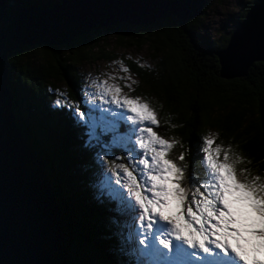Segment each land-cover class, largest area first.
<instances>
[{"label": "snow or ice", "instance_id": "snow-or-ice-1", "mask_svg": "<svg viewBox=\"0 0 264 264\" xmlns=\"http://www.w3.org/2000/svg\"><path fill=\"white\" fill-rule=\"evenodd\" d=\"M25 6L50 10L41 13L40 22L47 23L52 18L70 20L68 10L88 5L83 0H25ZM246 27L252 29L248 42L223 52L226 67L233 58L264 59V14L258 22L249 19ZM8 40L3 10V264H264V176L245 166L251 160L231 143H217L214 133L201 136L191 168L186 159L191 146L172 158L170 153L180 141L158 133L157 111L145 97L130 94L138 82L120 60L113 63L124 75L83 76L79 100L48 89L55 98L41 115L34 99L13 91L11 77L17 63L14 58L7 62ZM58 117L67 118L74 138L65 142L53 126L37 142L36 125L40 121L54 125ZM76 158L92 201L107 215L100 234L86 244H73L81 251L70 259L60 251L72 242L59 233L55 209L73 198Z\"/></svg>", "mask_w": 264, "mask_h": 264}, {"label": "trees", "instance_id": "trees-1", "mask_svg": "<svg viewBox=\"0 0 264 264\" xmlns=\"http://www.w3.org/2000/svg\"><path fill=\"white\" fill-rule=\"evenodd\" d=\"M9 1L25 5V0ZM217 1L221 3L227 0ZM255 1L247 2L240 19L237 22L231 19L234 27L222 33L219 39L204 30L202 17L181 26L174 19H166L152 27H131L126 24L103 30L96 27L89 35L77 38L65 47L69 51L66 62L78 63L84 58L89 59L92 51L108 36H116L121 44L147 45L153 52L151 59L155 61L159 57L157 65L148 68L128 62V66L139 80L135 94L141 93L157 100L151 105L160 119L159 134L180 141L170 153L172 158L179 155L181 148L183 150L181 144L184 148L191 146V168L196 146L210 127L218 131L219 142L224 140L225 145L231 143L236 151L252 161L245 166L253 174L264 176V63H255L244 78L228 81L219 77L220 67L215 55L226 47L229 36ZM197 25L200 28L193 33L191 29ZM35 52H40L38 58L52 57L54 66L46 67L39 62L35 66L33 63L38 59L34 60L33 57L24 60ZM60 52V48L34 47L9 55L8 63H12L13 58L17 63L15 74L11 77L13 91L21 97L34 99L41 115H46L47 105L54 99V95L47 91L51 89L48 85L54 74L63 77L70 88L71 99H80L79 92L75 90V86H78L76 79L68 74V65L63 64ZM52 90L55 91L54 88ZM170 124L177 127L172 128ZM53 126L65 142L74 138L67 118L58 117L54 125L44 121L36 125L34 136L37 142ZM59 206L64 237L72 242L67 247L62 246L60 251L70 259L77 258L81 250L73 244H86L92 236L100 234L107 215L105 209L91 199L79 158L73 163V198Z\"/></svg>", "mask_w": 264, "mask_h": 264}, {"label": "water", "instance_id": "water-1", "mask_svg": "<svg viewBox=\"0 0 264 264\" xmlns=\"http://www.w3.org/2000/svg\"><path fill=\"white\" fill-rule=\"evenodd\" d=\"M88 6L68 10L72 18L63 22L52 18L41 21V10L20 5L15 1L0 0V19L5 14L9 34L7 53L12 54L25 48L48 47L65 48L77 38L91 33L96 27L113 28L120 24L131 27H152L166 19H174L180 26L201 17L209 0H83ZM11 5V7H8ZM5 6V9H4ZM264 14V0H256L244 19L238 23L229 36L226 47L215 53L219 63V77L223 80L244 78L255 63L264 59L233 58L226 67L223 52L229 47L246 44L252 29L246 27L249 19L258 22ZM7 56V62L9 59ZM258 56V52L256 54ZM56 227L62 230V212L56 206ZM0 264L3 259L0 258Z\"/></svg>", "mask_w": 264, "mask_h": 264}, {"label": "rangeland", "instance_id": "rangeland-1", "mask_svg": "<svg viewBox=\"0 0 264 264\" xmlns=\"http://www.w3.org/2000/svg\"><path fill=\"white\" fill-rule=\"evenodd\" d=\"M248 1L249 0H227L221 3L217 0L209 1L207 9H204L205 14L201 16L204 30L208 34L212 35L213 38L219 39L222 33H227L234 27L233 22H237L240 19L239 17H241V15L244 13ZM231 19L233 20V22ZM39 53L40 52H35L32 55L26 56L24 60H28L30 58L32 59L33 57L34 60L38 59V61L33 63V65L35 66H38L39 63L44 64L46 67L54 66V60L52 57L50 58L49 56L46 58H38ZM60 53L63 57V64L68 65V74L74 76L76 79L78 86H75V90H77L78 92L80 87L82 86V77L87 75L88 73H92L93 76L105 72L110 73L112 75H124V73L119 71L120 65L113 63V61L120 60L123 62L124 66L128 68V62L138 66L143 64L144 67L149 68L155 67L159 60V57L155 61L151 59L150 56L153 52L147 45L144 44L138 46L136 44H121L114 35L108 36L105 42H103L99 47L94 49L89 59L84 58L78 63H73L72 61L66 62L67 55L69 54V51H67L66 48H62ZM52 70L54 71V68ZM130 74L132 78L138 82L136 85H133L135 91L131 92L130 94L133 96H143L147 99L150 104L156 103L157 100H155V98L153 97L150 98L141 93L135 94L137 88L139 87V80L132 72H130ZM52 76L55 78L51 77V79L49 80L50 85H48V87L51 89L54 88L55 90L59 89L63 92H66L70 97V88L63 80V77L57 74H54ZM128 82L130 83V81ZM125 91L127 92L128 89H125ZM209 133L217 134L219 139V133L215 128H207L206 135ZM162 137L171 140L168 137ZM218 139L217 143H220ZM185 149H187V147H183V150L181 148V151H185ZM186 159L189 163L192 160L190 158V155H187ZM259 166L260 168H262V163H260ZM59 209L61 210L60 206Z\"/></svg>", "mask_w": 264, "mask_h": 264}, {"label": "bare ground", "instance_id": "bare-ground-1", "mask_svg": "<svg viewBox=\"0 0 264 264\" xmlns=\"http://www.w3.org/2000/svg\"><path fill=\"white\" fill-rule=\"evenodd\" d=\"M92 32V31H91ZM89 35V34H88ZM86 36V35H85Z\"/></svg>", "mask_w": 264, "mask_h": 264}]
</instances>
